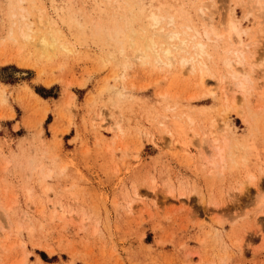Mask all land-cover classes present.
<instances>
[{
	"label": "rangeland",
	"instance_id": "1",
	"mask_svg": "<svg viewBox=\"0 0 264 264\" xmlns=\"http://www.w3.org/2000/svg\"><path fill=\"white\" fill-rule=\"evenodd\" d=\"M128 1L0 0V264H264V0H165L241 23L243 91L224 40L204 84L125 58L164 0Z\"/></svg>",
	"mask_w": 264,
	"mask_h": 264
},
{
	"label": "bare ground",
	"instance_id": "2",
	"mask_svg": "<svg viewBox=\"0 0 264 264\" xmlns=\"http://www.w3.org/2000/svg\"><path fill=\"white\" fill-rule=\"evenodd\" d=\"M257 1H259V0H257ZM105 2L108 4H111L112 0H105ZM129 2L130 1H128V0H115V7L118 9H121V17L122 18L123 17L129 18L130 14L128 15L126 12L129 13V11H130L129 6H131V4L134 3V2H131V4L129 5ZM162 2H161L162 4L160 6H158V8H156V10H154L152 8L149 9L150 14H149L148 26L153 29L152 32L150 33V35L145 36L144 34H141L138 36L139 40H136L135 39L136 35L134 33L133 36H131L132 39H131V43H130V49L132 50L133 55L132 56L128 55L126 52V48H124V47L121 48V45L118 44V45H120L119 46L120 53L123 54L125 58H127V59L131 58L133 61H140L142 64L158 65V66L164 67V66H172L174 63L178 62L182 66V68L188 66L189 70H191V71L196 70V69H198V67H200V69H201V76H199L200 77V83L204 84L205 83V77L210 74V67L208 66V61L211 58H213V53H212V50H210V48L212 46H213V48H217L219 42L224 40L225 42L228 43L229 47H228V51H226V53H225V56H223V58L221 57L223 59L222 61H224L225 65L228 68L232 69V71H230L231 72L230 76L233 79V82H231V83H233V86H236V87H238L239 90L243 91L245 89L246 82L250 81V75L240 66L241 64L244 63V60L246 59L245 53L247 51V47L249 44V43H246L242 40V33L244 32V30L242 29L241 23L238 22L237 20H235L232 15H227V17L222 19V21L220 19V23L218 25L215 22V18L212 16L213 14H211L209 17H206L208 19V21L204 22L202 26H198L197 24H191L190 22H192V21H190V20L188 21L189 23L188 22H186V23L181 22L182 25L179 26L176 24V21H177L176 13L173 12V10L175 9L174 6L170 5V3L168 1L164 0ZM180 6H181V3H180ZM262 6H264V5L262 4ZM182 8L177 9L178 12ZM207 8H208V5L203 2V5L199 6V12L202 15H205ZM136 10L142 12L144 9H141V7L139 6L136 8ZM261 10H262V8H261ZM182 11H183V9H182ZM38 12L40 15L39 19L42 21V18H43L42 14L43 13L40 9H38ZM180 13L182 14V12H180ZM183 14L184 15L186 14L185 11ZM21 17L24 18L25 16L21 15ZM133 18H134V16H133ZM136 18H138V16ZM130 19H131V17H130ZM123 21L125 23V20H123ZM123 21H122V23H123ZM165 22H166V24H168L170 26L168 29H166ZM40 29H42V28H40ZM111 30H113V29H111ZM132 30L133 29H131L130 31H132ZM19 32H20V35L25 40H30V39L34 38V36H33L34 33L32 34V28H31V25L29 23L20 24ZM130 35H131V32H130ZM106 37H107V35H106ZM59 39L61 40V38L59 37L58 31L52 30V31H48V32L44 33L43 35H41L38 39V43L44 51L50 50V49L52 50L59 43V41H60ZM117 43H119V42L117 41ZM123 43H125V42H123ZM57 46H59V45H57ZM68 46H69V44H68ZM45 54H47V53H45ZM109 55L113 59L114 58L118 59L114 52H112ZM120 56L122 58V55H120ZM216 60L218 61V59H216ZM221 64H222V62H221ZM125 65H126V63H125ZM193 73H195V72H193ZM221 75H222V73H221ZM236 90H237V88H236ZM117 95L119 98L123 97L124 93H123V90H121V87L117 88ZM116 104L118 105L119 101H117ZM160 109H161V107H160ZM163 117H166V116L164 115ZM183 117H184V115H183ZM101 120H103V118ZM102 124L103 123L99 122V126H103ZM252 182H255V181H252Z\"/></svg>",
	"mask_w": 264,
	"mask_h": 264
}]
</instances>
